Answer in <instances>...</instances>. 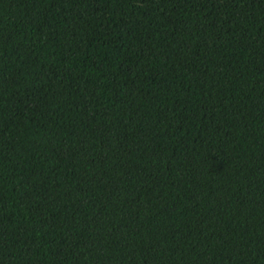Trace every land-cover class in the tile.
<instances>
[{
	"label": "trees",
	"instance_id": "obj_1",
	"mask_svg": "<svg viewBox=\"0 0 264 264\" xmlns=\"http://www.w3.org/2000/svg\"><path fill=\"white\" fill-rule=\"evenodd\" d=\"M0 264H264V0H0Z\"/></svg>",
	"mask_w": 264,
	"mask_h": 264
}]
</instances>
